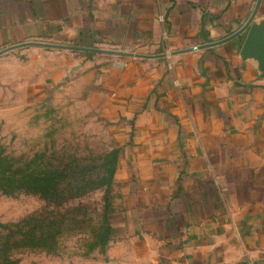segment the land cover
Returning a JSON list of instances; mask_svg holds the SVG:
<instances>
[{
	"label": "crops",
	"instance_id": "0c3cea01",
	"mask_svg": "<svg viewBox=\"0 0 264 264\" xmlns=\"http://www.w3.org/2000/svg\"><path fill=\"white\" fill-rule=\"evenodd\" d=\"M249 21L264 30V0H0V55L28 56L16 86L80 94L115 141L106 264H264Z\"/></svg>",
	"mask_w": 264,
	"mask_h": 264
},
{
	"label": "rangeland",
	"instance_id": "374dc122",
	"mask_svg": "<svg viewBox=\"0 0 264 264\" xmlns=\"http://www.w3.org/2000/svg\"><path fill=\"white\" fill-rule=\"evenodd\" d=\"M25 53L0 55V259L106 264L98 223L113 181L91 180L110 168L115 141L80 94L17 87Z\"/></svg>",
	"mask_w": 264,
	"mask_h": 264
},
{
	"label": "trees",
	"instance_id": "16d2710c",
	"mask_svg": "<svg viewBox=\"0 0 264 264\" xmlns=\"http://www.w3.org/2000/svg\"><path fill=\"white\" fill-rule=\"evenodd\" d=\"M111 165L109 169H106L105 171L102 172V175L98 176H93L95 179H92L91 181H97V185L99 187L102 186H109L111 184V182L113 181V176L115 173V169H116V162H117V156L115 157V159L111 160ZM96 169V168H95ZM4 181L8 182L9 178H4ZM35 183L37 184H41V185H47V183L45 182V180H40L38 179ZM50 184V183H49ZM109 202H110V196L108 195L107 199H106V203H105V207H104V211L102 216L100 217L99 220V227H98V232L101 236V239L104 243H106V247L108 244V240H109V226L107 223V211H108V207H109ZM37 227V226H36ZM35 226H33L32 231H37V228ZM37 234L34 235L33 239H37L36 237ZM105 245V244H104ZM4 261L2 259H0V264H3ZM5 264H10L9 261H5Z\"/></svg>",
	"mask_w": 264,
	"mask_h": 264
},
{
	"label": "water",
	"instance_id": "95a60500",
	"mask_svg": "<svg viewBox=\"0 0 264 264\" xmlns=\"http://www.w3.org/2000/svg\"><path fill=\"white\" fill-rule=\"evenodd\" d=\"M249 24H250V21L234 36H236L237 34H240L241 32H244L245 30H248V35L246 39L247 46L255 44L256 46L260 47L264 51V30L263 28L254 27V26L250 27ZM30 45L36 46V47L53 48V49L66 48V49H74V50H85V49H81L77 47H58V46H53V45H40V44H30ZM115 54L119 55V53H115Z\"/></svg>",
	"mask_w": 264,
	"mask_h": 264
}]
</instances>
